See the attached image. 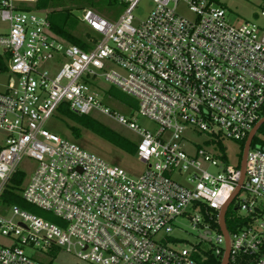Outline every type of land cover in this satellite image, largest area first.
I'll return each mask as SVG.
<instances>
[{"label": "built area", "instance_id": "1", "mask_svg": "<svg viewBox=\"0 0 264 264\" xmlns=\"http://www.w3.org/2000/svg\"><path fill=\"white\" fill-rule=\"evenodd\" d=\"M139 1L119 0L124 11L116 23L81 8L82 49L52 31L50 13H37L38 0H0V23L8 26L0 33V76H7L0 84V130L7 135L0 209L9 208L0 215L7 240L0 264H52L24 248L39 255L62 248L79 264H220L226 241L219 212L230 200L228 264H264V144L250 146L240 186L239 167L228 164L223 147V139L246 140L264 118V29L232 25L214 0H150L154 9L134 26ZM181 2L190 19L177 13ZM99 78L136 99L139 115L159 126L153 134L115 118L140 136L134 155L145 170L136 179L44 128L60 109L111 116L92 90ZM190 128L213 141L193 156L181 142ZM24 157L37 167L18 195L56 223L2 203ZM234 201L241 215L228 214ZM177 217L190 220L197 243L172 236ZM203 242L215 245L204 249Z\"/></svg>", "mask_w": 264, "mask_h": 264}, {"label": "rangeland", "instance_id": "2", "mask_svg": "<svg viewBox=\"0 0 264 264\" xmlns=\"http://www.w3.org/2000/svg\"><path fill=\"white\" fill-rule=\"evenodd\" d=\"M44 7L37 11L38 14L50 13L52 11H67L70 13L72 19L76 20L75 25L71 29V33L83 39V34L86 32V27L79 23L81 18V8H88L97 15L110 23H116L122 15L124 8L122 4L117 1L109 3L108 0H87L82 3L78 0H44ZM215 6L222 8L226 13V19L232 25H240L242 23H251L264 29V17L261 12L264 11V0H214ZM154 9V4L150 0H140L132 15L134 18L133 25L136 26L140 21H144L150 12ZM177 13L187 19L192 17L186 4L179 3L177 6ZM78 20V21H77ZM67 29H70L67 26ZM7 24L0 23V33L7 32ZM1 54V50H0ZM5 64V59L0 58ZM50 65H46L49 68ZM7 76H0V84H4ZM92 90L98 95V100L101 105L107 108L111 116L104 115L98 111H91L88 115L81 117L83 122H88L89 126L79 124L76 120L71 119L67 114H64L62 109L58 110L54 115L45 122L44 128L63 140L74 143L84 151L99 157L110 166L119 167L133 179L141 176L145 170L142 164L135 155L130 152L120 149L112 144L113 141H124L126 145L136 148L140 142V136L128 129L126 126L119 124L116 121V116H122L128 122L135 123L139 128L149 131L153 134L157 132L159 126L153 121L142 117L138 113V103L136 99L122 93L116 87L108 84L104 79L99 78L91 84ZM73 129L79 131V136L73 134ZM6 133L0 130V146H2L6 139ZM255 138L264 143V135L261 132L255 134ZM210 135L205 133H198L191 128L184 133L181 142L184 143V149L189 156H193L197 148H203L213 143ZM223 147L229 165L238 166L241 142L223 139ZM131 148V149H132ZM37 163L32 159L24 157L19 163L17 169L24 174L21 188L24 187L32 177ZM204 169L211 175H217L219 170L215 167L205 165ZM176 174H173V178ZM236 201L228 209V214L241 215L240 212L234 211ZM28 212L38 216L46 222L56 223V220L51 212L42 211L35 206H29ZM8 207L0 209L1 216H7ZM174 231L172 236L178 239L187 241L189 243L198 242V233L191 229L189 219L184 217H177L173 222ZM181 229V232L175 230ZM215 233L212 234L214 236ZM161 236H157L158 239ZM7 243V240L0 237V244ZM204 249L212 248L215 243H201ZM182 244L176 246L181 247ZM28 256H36L37 261L52 264H79L78 259L73 252H67L65 249L53 250L46 255H39L34 251L24 248ZM39 252L41 250L39 249Z\"/></svg>", "mask_w": 264, "mask_h": 264}, {"label": "trees", "instance_id": "3", "mask_svg": "<svg viewBox=\"0 0 264 264\" xmlns=\"http://www.w3.org/2000/svg\"><path fill=\"white\" fill-rule=\"evenodd\" d=\"M82 1H85L87 3V0H78L77 2L82 3ZM115 1L118 2V0H108L110 4L115 3ZM44 2H45L44 0H38L36 4L37 8L42 9V7H44L43 5ZM49 21L51 23V29L56 35H58L59 37H61L62 39H64L65 41H67L72 45H76L82 49H87L86 43L83 41V39L76 37L71 33V29L75 25L76 20L72 19L69 12L52 11L49 14ZM67 26H69L70 29H67ZM5 70H6V65L2 60H0V73L5 72ZM64 114H67L71 119L76 120L79 124L89 126L88 122L86 123L82 121L81 119L82 116L75 115L66 110L64 111ZM258 132H261L262 135H264V124L259 128ZM73 134L77 137L79 136V131L73 129ZM244 142L245 140L241 142V149H240V155H239V161L237 167H239ZM112 144L120 149L130 152L132 155L135 154L136 148L133 149L132 147H129V145H126L124 141L121 140L113 141ZM256 144H264V143L260 140H257L254 137L251 146L253 147ZM216 145L218 149L221 151L222 147L220 143H217ZM23 180H24V175L20 172L15 173L11 177L9 184L7 185L6 189L4 190V193L2 194V198H1L2 203H4L6 206L16 205L22 209L29 210L30 205L24 202V200H22V198L18 195V191L20 189V186L22 185ZM227 227L228 229L231 228L229 222H227ZM207 264H219V263L215 262L213 259H209Z\"/></svg>", "mask_w": 264, "mask_h": 264}, {"label": "water", "instance_id": "4", "mask_svg": "<svg viewBox=\"0 0 264 264\" xmlns=\"http://www.w3.org/2000/svg\"><path fill=\"white\" fill-rule=\"evenodd\" d=\"M263 124H264V118L259 120L254 125V127L252 128V130L250 131V133L248 134V136L244 142V146H243V150H242V154H241V159H240V163H239V172H240L239 186L241 185L243 178H244L245 160H246L247 152L251 146V143L253 141V138L255 137V134L257 133V131L259 130V128ZM238 191H239V187L236 188L235 192L232 195V198L238 193ZM230 201H228V203L225 206H223L219 212V227H220L221 232L225 236V241H226V250H225V253L223 255V258H222L220 264H228V244L229 243H228V235H227V229H226L224 217H225V213H226V210H227V207H228Z\"/></svg>", "mask_w": 264, "mask_h": 264}]
</instances>
